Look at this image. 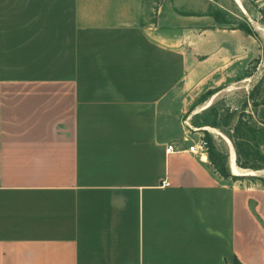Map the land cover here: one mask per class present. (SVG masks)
Listing matches in <instances>:
<instances>
[{
  "label": "crops",
  "instance_id": "obj_1",
  "mask_svg": "<svg viewBox=\"0 0 264 264\" xmlns=\"http://www.w3.org/2000/svg\"><path fill=\"white\" fill-rule=\"evenodd\" d=\"M259 52L175 0H0V264H264V185L171 131Z\"/></svg>",
  "mask_w": 264,
  "mask_h": 264
},
{
  "label": "rangeland",
  "instance_id": "obj_2",
  "mask_svg": "<svg viewBox=\"0 0 264 264\" xmlns=\"http://www.w3.org/2000/svg\"><path fill=\"white\" fill-rule=\"evenodd\" d=\"M175 2L190 13L215 19L211 14L214 13L220 19L227 20L231 27L244 23L254 32L253 37L260 45V52L248 61L237 63L231 69V75L220 84H216L219 79L215 80L216 86L203 90L194 99L177 107L171 121L172 134L180 135L179 141L190 143L202 136L207 141V164L215 172L229 174L230 146L227 139L234 148L237 165L235 141L242 140L239 161L251 167L238 166L256 173L241 175L237 179L264 185V121L252 114L253 101L264 103V0Z\"/></svg>",
  "mask_w": 264,
  "mask_h": 264
},
{
  "label": "trees",
  "instance_id": "obj_3",
  "mask_svg": "<svg viewBox=\"0 0 264 264\" xmlns=\"http://www.w3.org/2000/svg\"><path fill=\"white\" fill-rule=\"evenodd\" d=\"M211 14L214 15V18H215L216 21H218V22H227V20H225V19L223 20V19H220V17H217L216 14H214V13H211ZM237 28L243 30L247 34H250L252 36L254 35V32H252L251 29L247 25H245L244 23L238 24L237 25ZM251 94H252V92H250V95ZM257 104H258V101H253V105L254 106H256ZM242 143H243V141L242 140H239V139L237 141H235V149H236V159H237V163H238V165H240L242 167H251L250 165H247L246 162L239 161V157L242 154V150H241ZM220 174L223 175V176H229L230 175L233 179L239 178L238 176H241V175H234L232 173L229 174V173H226L224 171L221 172ZM231 264H243V263L236 256H233L232 263Z\"/></svg>",
  "mask_w": 264,
  "mask_h": 264
},
{
  "label": "built area",
  "instance_id": "obj_4",
  "mask_svg": "<svg viewBox=\"0 0 264 264\" xmlns=\"http://www.w3.org/2000/svg\"><path fill=\"white\" fill-rule=\"evenodd\" d=\"M206 148H207V141L202 136H199L197 141L190 143L189 146L187 147V149L193 153L198 152L199 150L205 151ZM165 150L167 152H170V151L175 150V147L172 144H168ZM164 183H166V182H164Z\"/></svg>",
  "mask_w": 264,
  "mask_h": 264
},
{
  "label": "bare ground",
  "instance_id": "obj_5",
  "mask_svg": "<svg viewBox=\"0 0 264 264\" xmlns=\"http://www.w3.org/2000/svg\"><path fill=\"white\" fill-rule=\"evenodd\" d=\"M227 141H228L229 146H230V170H231V173H233V174L253 173L254 170H252V169H242L236 164L234 148H233V146L231 144V141H229V139H227ZM254 173H256V172H254Z\"/></svg>",
  "mask_w": 264,
  "mask_h": 264
},
{
  "label": "water",
  "instance_id": "obj_6",
  "mask_svg": "<svg viewBox=\"0 0 264 264\" xmlns=\"http://www.w3.org/2000/svg\"><path fill=\"white\" fill-rule=\"evenodd\" d=\"M246 174H253V173H246ZM246 174H236V175H246Z\"/></svg>",
  "mask_w": 264,
  "mask_h": 264
}]
</instances>
